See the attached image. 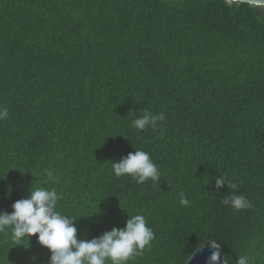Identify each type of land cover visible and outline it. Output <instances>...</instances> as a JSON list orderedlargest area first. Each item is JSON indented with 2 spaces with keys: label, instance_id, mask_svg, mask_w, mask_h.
<instances>
[{
  "label": "trees",
  "instance_id": "obj_1",
  "mask_svg": "<svg viewBox=\"0 0 264 264\" xmlns=\"http://www.w3.org/2000/svg\"><path fill=\"white\" fill-rule=\"evenodd\" d=\"M264 264V6L0 0V264Z\"/></svg>",
  "mask_w": 264,
  "mask_h": 264
},
{
  "label": "water",
  "instance_id": "obj_2",
  "mask_svg": "<svg viewBox=\"0 0 264 264\" xmlns=\"http://www.w3.org/2000/svg\"><path fill=\"white\" fill-rule=\"evenodd\" d=\"M264 6V0H228ZM185 264H227L223 248L215 243H206L192 253Z\"/></svg>",
  "mask_w": 264,
  "mask_h": 264
}]
</instances>
